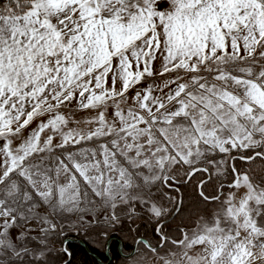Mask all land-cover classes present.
<instances>
[{
    "label": "snow or ice",
    "instance_id": "6c2138e0",
    "mask_svg": "<svg viewBox=\"0 0 264 264\" xmlns=\"http://www.w3.org/2000/svg\"><path fill=\"white\" fill-rule=\"evenodd\" d=\"M73 232L264 264V0H0V264Z\"/></svg>",
    "mask_w": 264,
    "mask_h": 264
},
{
    "label": "trees",
    "instance_id": "16d2710c",
    "mask_svg": "<svg viewBox=\"0 0 264 264\" xmlns=\"http://www.w3.org/2000/svg\"><path fill=\"white\" fill-rule=\"evenodd\" d=\"M242 164L244 162H241ZM177 223H179V218L177 217L176 220ZM140 231L143 233L147 231L149 236L152 235V225L151 224H144ZM112 237L114 238L113 241V248L118 252H128L134 247L133 244V236H135V233L127 234V233H121L119 230L114 231L112 234ZM139 238V237H137ZM70 242L67 243V246L72 251L73 256L71 259V264H93V261H95V264H100L99 261L93 256L96 255L100 262L102 264L109 263L111 264H120L119 259L117 256L113 254V252L108 251L105 249H100L96 245H94L88 237H86L83 233H69L67 235L66 241ZM83 241L91 253H89L78 241ZM65 241V242H66ZM112 241H110V244ZM107 257V259H105Z\"/></svg>",
    "mask_w": 264,
    "mask_h": 264
},
{
    "label": "water",
    "instance_id": "95a60500",
    "mask_svg": "<svg viewBox=\"0 0 264 264\" xmlns=\"http://www.w3.org/2000/svg\"><path fill=\"white\" fill-rule=\"evenodd\" d=\"M71 240H69V241H66L65 243L67 244L68 242H70ZM89 253H91L90 252V250L88 249V247L86 246V244L83 242V241H81V240H79L78 241ZM93 256L99 261V263L100 264H102L101 262H100V260H99V258L96 256V255H94L93 254Z\"/></svg>",
    "mask_w": 264,
    "mask_h": 264
},
{
    "label": "rangeland",
    "instance_id": "374dc122",
    "mask_svg": "<svg viewBox=\"0 0 264 264\" xmlns=\"http://www.w3.org/2000/svg\"><path fill=\"white\" fill-rule=\"evenodd\" d=\"M105 264H109V263H105Z\"/></svg>",
    "mask_w": 264,
    "mask_h": 264
}]
</instances>
